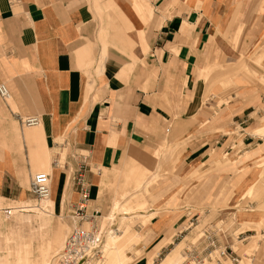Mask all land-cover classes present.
Instances as JSON below:
<instances>
[{"label": "crops", "instance_id": "crops-1", "mask_svg": "<svg viewBox=\"0 0 264 264\" xmlns=\"http://www.w3.org/2000/svg\"><path fill=\"white\" fill-rule=\"evenodd\" d=\"M99 1L104 2L107 11H96L93 0H0V84L7 87L12 105H0V206L3 200L19 201L30 195L20 178L26 182L31 172L47 173L51 191L50 206L44 211L30 202L10 205L18 213L44 214L35 212L37 218L28 238L23 236V223L16 221V215L14 227L22 241L12 254L5 251L12 248L5 247L0 264H10L11 256L15 264H23L33 251L40 250L37 247L41 246V235L47 236L53 227L52 217L63 203L77 200V187L70 183L76 170L71 171L65 161L61 170L53 168L50 153L64 160L71 154L77 159L83 156L78 152L89 151L91 164L103 167V174L90 170L86 173V168L82 171L80 166L81 177L92 188L101 189V184L108 182L107 170L119 165L126 153L145 158L142 153L147 151L139 150V145L163 137L153 149L165 147L173 134L180 147L184 146L179 153L187 166L186 174L192 181H202L204 193L208 191V181H221L213 200L221 198L229 188L230 193L239 191L240 198H244L251 173L245 176L241 170L252 168L250 161L262 155L253 151L263 142L255 144V138L247 135L243 149L254 153L251 159L242 163L244 156H239L228 164V170H236L231 176L210 172L213 157L209 150L223 148L226 135L211 133V128L232 120L238 125L249 123L246 130L261 136L258 130L264 117L255 126L254 116L264 113V0H140L141 6L133 0ZM116 9L126 18V26ZM102 45H106V55L97 74ZM89 57L95 62L85 66ZM246 58L252 65L240 71L243 75L232 78L233 94L221 96V112L209 117L208 98H202L207 89L198 81L200 73ZM132 62L134 66L128 67ZM212 105L217 106L215 102ZM28 115H38L40 125L24 129L18 117ZM209 121L216 123L208 126ZM176 123L184 129L171 128L164 138L169 125ZM175 150L172 153L176 157ZM81 164L82 159L77 166ZM131 167L130 172L135 168L136 173L130 185L138 186V180L149 170L143 165ZM257 168L258 178L263 167ZM151 186L139 192L147 196L146 201H129L122 209L128 210L124 215L136 212L140 216L147 203L165 206L157 211L166 212L167 217L160 220L157 215L150 222L152 232L161 239L168 229L178 225L182 215L176 211V192H167V187L153 193L149 192ZM90 193L91 190L89 196ZM164 193L168 194L163 199ZM259 195L260 188L251 185L247 197ZM202 203V207H193L195 215L203 209L208 214L207 199ZM255 216L253 213L242 220L251 226L258 222ZM6 225L0 215L4 242ZM58 228L55 226V250L62 248L63 233ZM245 252L242 250L238 264L251 263L253 249ZM208 260L206 263L211 264ZM263 261L264 253L252 264H264Z\"/></svg>", "mask_w": 264, "mask_h": 264}, {"label": "rangeland", "instance_id": "rangeland-1", "mask_svg": "<svg viewBox=\"0 0 264 264\" xmlns=\"http://www.w3.org/2000/svg\"><path fill=\"white\" fill-rule=\"evenodd\" d=\"M133 2L141 6L140 0H133ZM93 4L95 10L100 13H103L106 9L108 10V7H106L102 1L93 0ZM116 12L117 16L122 19V22L124 23L123 26H126L127 20L123 13L121 11H117V9ZM122 29L123 31L125 30L124 27ZM139 35L141 42H143V34L140 33ZM105 55L106 45H102V50L96 66L97 74L102 66ZM86 61L85 66H91L92 63L95 62L93 57L87 58ZM246 65H252V62L247 58L231 63L224 68H220L217 67L218 65H215L210 70L200 73L202 77L198 81L203 82L205 89H207L206 91H203L204 93L202 98H208L209 117L213 115L216 116L217 112H221L220 104L222 102H218L219 98L221 96L225 97L233 94L234 85L231 80L236 76L243 75L240 71L246 70ZM132 66H134V62L128 65V67ZM213 86H216L214 87L215 89H212ZM89 93H91V89L87 85L86 94L89 95ZM214 102L217 106L212 105ZM5 103L12 107L10 99L2 100L0 98V105L2 107H4ZM258 115L259 116H254L255 126L260 125L263 122L261 119L264 117V113H260ZM214 123L216 122L209 121L208 126H211ZM168 124L169 122H166L165 127H167ZM169 126L171 127L165 132L164 138H167L168 134L171 133V128L172 130H176L180 127L179 129H181V131L184 129V126H179L177 123L170 124ZM248 126L249 123L238 125L237 123H233L232 120H229L223 122L221 127L211 128L209 131L211 133L218 131L219 133L226 134L224 136L225 140L223 148L219 150V148L215 147V149L209 150L211 151V156L213 157L211 159L213 162H210V166H213L211 169L212 171L210 172H218V174L220 172H224L226 173V176L227 174L230 176L234 175L236 170H228V164H231V162L239 156H244L240 159L243 163L244 160L251 159L254 154L253 152H262V155H259L260 157L250 161L252 162L250 164V167L252 168L247 167V169L245 167L244 170H241L244 171L243 173L245 176L249 172L251 173V178H249L251 180L248 182L251 184L244 192V198H240L241 192L239 191L235 190L234 194L230 193L231 190L229 188L225 191V193H223V195H221V198L213 200L214 195L216 194V189L221 181H208V191L204 193L202 188L205 187V185L203 186V183H200L202 181H192L193 178L191 175L186 174L187 166L182 163L181 154L179 153L182 149H184V146L180 147V142L178 143L176 139L173 138V134H170L169 142L168 144L166 143L165 147L161 146L160 148L156 147L153 149L159 141H162L163 137L153 141L148 140L146 143L139 145V150L147 151L146 153H142L145 158L140 157L141 154L134 153L130 155L129 153H126L119 165L107 170L108 175L105 180L108 182L107 184L102 183L101 189L92 188L90 182L87 181L86 178V181L83 179L89 191L91 190L89 201L86 205V212L90 216H95L97 221L94 226L88 222H82L79 223V225H83V228L86 230H91L94 239L100 237L98 241L94 240L93 242L92 249L94 250L92 251V254L94 253V257L92 259V263L182 264L183 259L186 255H188L187 252L191 251L193 254L192 256L204 259V264H208L205 261L206 259H209L208 261H211V264H238L242 259V256L240 255L242 250L244 251L246 249V254L250 249H253V256L250 263L252 264L259 254L262 255L264 253V123L260 125L261 128L258 130L261 136H255L250 130H246ZM247 135H251V137L253 136L255 138V144L263 142L262 144H259L258 149L252 153L245 152L246 149H243V139L247 137ZM226 139H228V141H226ZM174 148H176V157L172 153ZM78 154L83 156L73 159V154H71L69 157L64 158V160L61 159L62 163H64V161L66 163L68 162V166L71 171L76 170L72 182L70 183H73L75 177H77L76 172L80 168V165L77 166V164L80 159H82V164L86 168V173L90 170L91 172L101 171L103 174V167H94L91 164L89 151L78 152ZM55 156L56 154L54 153L49 154L50 162H52ZM130 160L133 162L130 163ZM133 164L134 167L135 165H143L146 170H149V173L145 172L146 176L138 180V186L134 184L131 187L130 184L134 183L132 182V177H134V173H136L135 168L133 172H130V168H132L131 166ZM258 165H262L263 169L260 172V176L257 178L259 170V168H257ZM238 167H241V164L238 165ZM126 168H129V170L126 171ZM38 172L41 171L31 172V175L28 176L26 182L20 178L21 183L27 187L30 193L26 199L19 201L3 200V203L0 206L1 222L7 223L6 226L8 227V233L7 235H4L7 237L5 238V242L3 241L4 237H1L0 235V253L5 250V247H7L12 249L5 251L12 254L15 251V248L20 245V241H22V235L18 234V230L14 227V218L17 214L18 216L16 217V221L20 220L23 223L22 231L25 238L29 237L31 224H34V220L37 218L35 212L44 214L40 211H21L18 213L15 210L13 211L10 205L14 206L21 202H30L35 203V205H38L41 208H49L50 206L49 200L39 202L40 200H37L29 190L31 179ZM163 172L165 174L161 177ZM147 174L150 178L147 177ZM169 183L173 184L168 185ZM148 184L152 185L149 188V192L156 193L158 189L164 190L168 187L167 192H176V196L178 198L176 211H180L182 215L181 221L174 229H168V232L164 236L162 234L161 239H159L160 237H157L152 232L150 222L152 218L157 215L160 220L163 217L164 219L167 217L166 212L162 211L159 213L157 211L158 209L165 208V206H152L147 203L146 208L141 212L140 216L135 214L136 212H130L126 215L123 214V212H127L128 210L122 209V206L127 204L129 201L132 203L146 201L145 199L147 196H144L139 192L143 189V187L148 186ZM251 185L259 187L261 195L258 197H247V194L251 189ZM257 190L258 189L252 192L251 196H254ZM134 193H136V195H134ZM167 194L168 193H164L162 198H166ZM204 199H207L208 202V214H206L203 209L201 211H197L198 215H195V208L193 207H202L205 203H202ZM77 200L72 201L71 203H76ZM212 202L213 204L211 205L210 203ZM71 203H63L62 208H60L57 212L58 214L52 217L53 227H51L48 235H41L42 243L40 247H37L40 250L33 251L23 264H54L57 255L64 246L65 240L68 238L69 233L76 225V219H74L72 215L73 211L70 210L69 207ZM152 208L154 210L150 212L149 209ZM10 211L12 215L9 214ZM95 211H98L99 213L95 214ZM222 213L225 214L222 216ZM253 213H256L255 218L258 222H254L251 226H247L243 222L242 218L250 217ZM12 224L13 226H11ZM54 224H57L60 231L63 233L62 240L60 242L62 248H59L58 250H55L54 246V234L57 232V230H55V226L57 225ZM3 229L4 228L0 230L3 231ZM223 248H226L228 253L232 250V252L238 256V262H231L226 258H221L219 253ZM87 256L92 255L87 254ZM10 262V264H15V261L12 260V256L10 258Z\"/></svg>", "mask_w": 264, "mask_h": 264}, {"label": "bare ground", "instance_id": "bare-ground-1", "mask_svg": "<svg viewBox=\"0 0 264 264\" xmlns=\"http://www.w3.org/2000/svg\"><path fill=\"white\" fill-rule=\"evenodd\" d=\"M1 85V84H0ZM3 86L5 87V89L7 90L6 95H1L0 94V98L2 100H7L10 99V93L7 89V87L5 86V84H3ZM30 116H34L36 117L37 122H28V121H33V120H27L26 116H22V117H18L19 123L22 127L24 128H32V127H37L40 125L41 120L40 117L38 115H30ZM25 120V121H23ZM25 122V123H24ZM52 166L55 169H60L61 166L64 165V163H62V160L59 156H55L52 160ZM66 166V165H65ZM63 169V168H62ZM81 170H78L76 172V176L75 180L73 182V186L77 187V194H78V200L76 203H71L69 205L70 210L73 211V218L76 219V225L75 227L71 230V232L68 235V238L65 240L64 246L62 248V250L60 251V253L57 255L54 264H93L92 263V259L94 257V253L92 254V251L94 249L93 248V242H94V237H93V233L91 232V230H86L83 228V225H79V223L82 222H88L89 224H92V226L95 225L96 223V217L95 216H90L87 214L86 212V205L89 201V189L88 187L85 185L84 188L87 191V199H82L81 195L78 192V189L80 187V184L84 185L85 182L83 181L81 175H80ZM42 173V172H38L36 173L33 177H35L37 174ZM48 176V185L46 186V190H47V196L46 197H38V195H36L31 188V184H32V180L34 179L32 177L31 182H30V192L31 194H33L35 196V198L37 200H40L39 202H45L47 200H49L50 195H51V191H50V176L47 173H44ZM79 207H82V209L84 210L81 211L79 210ZM45 208H41L40 207V211H44ZM95 214H98V211L94 212ZM10 215L11 211L9 212ZM188 255H186V257L183 259L182 264H204V259H199L195 256H192L193 254L191 253V251L187 252ZM88 255H92V256H87ZM96 255V253H95ZM221 258H226L231 262H238V256L232 252V250L228 253L226 248H223L220 253H219ZM209 256V255H208Z\"/></svg>", "mask_w": 264, "mask_h": 264}, {"label": "built area", "instance_id": "built-area-1", "mask_svg": "<svg viewBox=\"0 0 264 264\" xmlns=\"http://www.w3.org/2000/svg\"><path fill=\"white\" fill-rule=\"evenodd\" d=\"M7 93V90L5 89V87L3 86V84L0 85V94L1 95H6ZM27 120H33V121H28V122H37L36 120V117L34 116H26ZM25 121V120H23ZM25 123V122H24ZM81 166V165H80ZM82 171L84 170L85 166L82 164ZM81 171V172H82ZM81 172H80V175H81ZM34 179L32 180V184H31V188H32V191L38 195V197H46L47 196V190H46V186L48 185V176L44 173H39L37 174L35 177H33ZM85 184L82 185L80 184V187L78 189V192L79 194L81 195L82 199H87V191L86 189L84 188ZM79 210H80V213L81 211L84 212V210L82 209V207H79Z\"/></svg>", "mask_w": 264, "mask_h": 264}]
</instances>
